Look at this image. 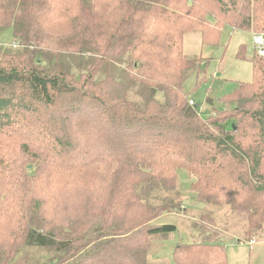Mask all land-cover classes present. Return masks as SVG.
Instances as JSON below:
<instances>
[{
    "label": "trees",
    "instance_id": "1",
    "mask_svg": "<svg viewBox=\"0 0 264 264\" xmlns=\"http://www.w3.org/2000/svg\"><path fill=\"white\" fill-rule=\"evenodd\" d=\"M226 27L264 33V0H0V264H149L188 210L181 170L209 207L188 264L263 241L264 57L232 111L204 119L186 92L204 58L185 37Z\"/></svg>",
    "mask_w": 264,
    "mask_h": 264
},
{
    "label": "rangeland",
    "instance_id": "2",
    "mask_svg": "<svg viewBox=\"0 0 264 264\" xmlns=\"http://www.w3.org/2000/svg\"><path fill=\"white\" fill-rule=\"evenodd\" d=\"M225 30L221 39L222 46H202L199 33H191L185 37L186 53L192 55L193 51H196L195 53L201 51L204 58L201 62L203 66L198 72L199 79L203 77V80L198 86H195L197 74H194V71L190 72V70L185 82L187 95L195 101V105L199 106L197 114L204 119L217 116L222 110L232 111L229 107L227 108V105L233 107L234 103L228 104L226 96L230 95L241 82H250L253 74L251 60L256 52L253 37L258 33L243 31L234 27H226ZM14 42L11 29L0 33V44L4 47L10 48ZM224 47H226L225 53L223 52ZM241 47H243L244 55ZM104 77L105 75L101 74L98 79ZM162 94L158 93L159 99H163ZM207 98L209 99L207 100ZM180 172L181 199H183L184 207H187L188 210L186 209V215H168L160 220L161 223L175 224L177 231L157 240L152 248L149 264H188L187 255L177 254V252L179 250L185 251L186 248L191 247H186V244L192 242V235L195 234L194 236H196L200 233L193 222L199 214L202 216L209 210L206 204H199L196 193L190 189V185L195 179L188 176L184 170ZM221 240L225 243L228 238L223 236ZM203 245L208 247V250L205 255H203V250L201 252L203 255L201 261H206L202 264H220V254H222L225 264H264V249L257 254V249L252 250L249 246L239 244L236 241L224 244L223 250L218 245L209 243ZM258 246L262 247L263 243ZM196 249L192 250L194 254L192 259H195ZM211 258L219 260L215 262ZM196 261L197 258L193 264Z\"/></svg>",
    "mask_w": 264,
    "mask_h": 264
},
{
    "label": "built area",
    "instance_id": "3",
    "mask_svg": "<svg viewBox=\"0 0 264 264\" xmlns=\"http://www.w3.org/2000/svg\"><path fill=\"white\" fill-rule=\"evenodd\" d=\"M253 41H254V50L256 51V54L264 57V33H258L254 35ZM190 104L195 105V101L191 100ZM241 244H245L250 247L253 246L255 242L244 240L241 242Z\"/></svg>",
    "mask_w": 264,
    "mask_h": 264
},
{
    "label": "crops",
    "instance_id": "4",
    "mask_svg": "<svg viewBox=\"0 0 264 264\" xmlns=\"http://www.w3.org/2000/svg\"><path fill=\"white\" fill-rule=\"evenodd\" d=\"M222 241H223V240H222ZM227 242H232V241H229V240H228V241H226L225 243H224V242H223V243L226 244ZM261 243H263V246H262V247H260V246L257 247V245H259V244H261ZM239 244H241V243H239ZM259 244H258V243H257V244H254L253 246H250L249 248L252 249V250H253V249H257V250H256V253L258 254L259 252H261V251L264 249V241H260ZM242 245H245V244H242ZM245 246H248V245H245ZM222 247L225 248V246H224L223 244H222ZM222 247H221V249L223 250ZM220 264H225V263H224V260H222V263H220Z\"/></svg>",
    "mask_w": 264,
    "mask_h": 264
}]
</instances>
